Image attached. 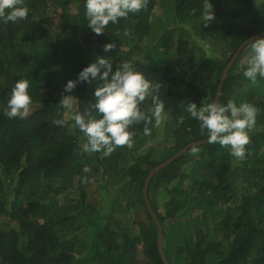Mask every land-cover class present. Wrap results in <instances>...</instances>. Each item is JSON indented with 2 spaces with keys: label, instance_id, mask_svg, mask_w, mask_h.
<instances>
[{
  "label": "trees",
  "instance_id": "16d2710c",
  "mask_svg": "<svg viewBox=\"0 0 264 264\" xmlns=\"http://www.w3.org/2000/svg\"><path fill=\"white\" fill-rule=\"evenodd\" d=\"M211 3L215 19L207 26L204 0H148L146 9L110 23L100 35L88 26L85 0H22L18 6L29 9L27 18L0 20V264H164L144 181L186 144L207 139L187 103L214 102L236 50L264 30V0ZM108 42L116 47L105 53ZM246 49L250 43L229 69L219 101L258 109L240 166H234L240 160L229 147L204 143L195 153L193 146L187 149L149 182L169 264H264V79L253 83L244 77L246 66L239 62L250 53ZM97 55L114 67L131 61L159 85L156 94L166 111L159 127L154 121L147 125L151 136L143 134L144 122L133 125V147L119 146L108 157L81 151L86 138L71 119L89 111L100 118L92 92L102 82L77 85L71 114L58 104L64 84ZM18 79L29 81L32 104L26 117L9 119L3 107ZM150 107L149 97L141 109ZM56 119L65 125H55ZM160 133L168 139H152ZM85 166L91 171L85 173ZM120 174L127 176L124 188L134 199L133 223L89 209L86 187L94 177L106 184ZM72 192L79 193L76 200Z\"/></svg>",
  "mask_w": 264,
  "mask_h": 264
},
{
  "label": "clouds",
  "instance_id": "9594fccd",
  "mask_svg": "<svg viewBox=\"0 0 264 264\" xmlns=\"http://www.w3.org/2000/svg\"><path fill=\"white\" fill-rule=\"evenodd\" d=\"M21 3L22 0H0V20L8 23L27 18L29 9L26 6H18ZM147 4L148 0H85V17L89 28L96 35H100L105 33L110 23L117 24L121 18H127L129 13L146 9ZM214 19L215 12L211 0H204L203 24L207 26ZM250 45L251 51L243 75L251 82L257 83L258 78L264 79V36L252 40ZM115 47L113 42H108L103 45V51L107 53ZM94 80L102 82L92 92L95 97L92 108L100 118H95L90 111L71 114L73 101L76 99L71 94L73 90L78 84H91ZM29 87L27 79H18L15 82L3 107L4 116L13 119L29 115L32 104ZM158 89L159 85H153L131 61H121L114 67L112 60L105 55H97L93 62L77 73L75 79H69L64 84L58 104L71 114L74 126L86 138L81 145V151L99 152L108 157L119 146L133 147L136 136L133 125L144 122L143 134L151 136L152 129L147 125L154 121L153 126L159 127L164 121L165 105L156 94ZM149 97L151 107L146 112L141 109V105ZM186 111L190 118L199 122L201 133L207 132L208 144L229 147L231 156L237 160L244 159L246 145L250 143L249 133L256 125L258 109L255 105L248 102L237 104L228 100L227 103L201 102L198 106L195 101H191L187 103ZM53 123L63 127L66 121L56 119ZM197 150L196 146L192 147L193 153ZM83 171L87 173L90 169L85 166ZM84 179L87 182L88 178Z\"/></svg>",
  "mask_w": 264,
  "mask_h": 264
},
{
  "label": "rangeland",
  "instance_id": "374dc122",
  "mask_svg": "<svg viewBox=\"0 0 264 264\" xmlns=\"http://www.w3.org/2000/svg\"><path fill=\"white\" fill-rule=\"evenodd\" d=\"M224 4L230 5V0H223ZM232 7H235L234 5H232ZM156 13H161V7H158L155 9ZM177 34H179V31L176 32ZM206 49V48H205ZM206 51H211L210 49H206ZM246 51H251V50H247ZM246 54V53H245ZM249 56V53H247V55L240 60L239 64L240 67L242 65L247 66V58ZM207 65V63L205 64V66ZM163 134V133H162ZM250 135L253 134V132L249 133ZM159 135V136H158ZM156 136H154L152 139L155 140H159V139H168V135L164 134V137L160 134H158ZM151 139V140H152ZM151 143H147V145H150ZM162 147L161 144H159L158 146H156L155 148V152H158L160 150V148ZM234 166L238 167L241 164V160L239 162L234 161L233 162ZM189 166V165H187ZM242 168V166H241ZM92 167H90V171H91ZM116 178L113 179V181L106 183L104 182V180H101L102 178H100L99 175H96V177H94L93 182H91L87 187V199L89 201V203H91L90 206V211L95 213V212H99V211H105L104 213H106V218H113L118 220V218H121L122 221L126 222H130L133 223L134 222V215H133V207H131L129 205V202L131 200H134L132 198V192H130V190H125V179L127 178V176H125L123 174V176L120 174L119 176H115ZM91 180V178H90ZM242 181V178L241 180ZM240 188L242 187L240 182H238L237 184ZM241 194V192H239ZM239 194V195H240ZM71 197L75 198V200L78 198L79 193L78 192H72ZM78 218H74L71 219V222L76 220L77 221ZM71 222L69 221L68 223L70 225ZM81 223V222H79ZM12 226H17L16 221H12L11 222ZM75 225V224H74ZM73 225V226H74ZM138 227V226H137ZM83 236V235H82ZM220 239V236L217 237L216 236V241H218Z\"/></svg>",
  "mask_w": 264,
  "mask_h": 264
},
{
  "label": "water",
  "instance_id": "95a60500",
  "mask_svg": "<svg viewBox=\"0 0 264 264\" xmlns=\"http://www.w3.org/2000/svg\"><path fill=\"white\" fill-rule=\"evenodd\" d=\"M264 36V31L259 32L253 36H251L250 38L246 39L240 46L239 48L236 50V52L234 53V55L232 56V58L230 59V61L227 63L223 74L220 78V82L218 84L217 87V91H216V97H215V101L214 102H219V98H220V93L224 84V81L228 75L229 69L231 68V66L233 65V63L236 61L237 57L239 56V54L241 53V51H243L244 47L250 43L252 40L258 38V37H262ZM207 143V139H200V140H194L191 141L190 143L186 144L182 149H180L175 155H173L172 157H170L169 159L163 161L162 163H160L159 165L155 166L147 175L145 181H144V186H143V197L145 199V202L147 204V207L151 213V215L153 216L156 225L158 227V248H159V252L161 254V257L164 261V264H169V259L167 257V255L165 254V250H164V230H163V225L161 220L159 219V217L157 216V214L155 213L152 204L150 202L149 199V195H148V186H149V182L152 179V177L155 175V173L157 171H159L161 168L165 167L166 165L170 164L171 162H173L175 159H177L180 155H182L187 149H189L192 146H196V145H201Z\"/></svg>",
  "mask_w": 264,
  "mask_h": 264
}]
</instances>
